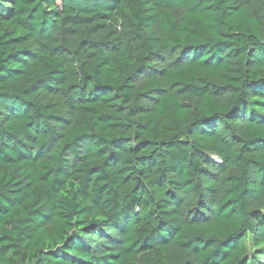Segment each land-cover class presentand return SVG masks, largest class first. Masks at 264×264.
<instances>
[{
	"label": "trees",
	"instance_id": "16d2710c",
	"mask_svg": "<svg viewBox=\"0 0 264 264\" xmlns=\"http://www.w3.org/2000/svg\"><path fill=\"white\" fill-rule=\"evenodd\" d=\"M0 264H264V0H0Z\"/></svg>",
	"mask_w": 264,
	"mask_h": 264
}]
</instances>
